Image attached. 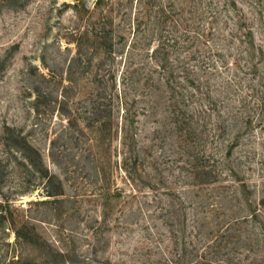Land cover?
I'll return each mask as SVG.
<instances>
[{
  "label": "rangeland",
  "instance_id": "374dc122",
  "mask_svg": "<svg viewBox=\"0 0 264 264\" xmlns=\"http://www.w3.org/2000/svg\"><path fill=\"white\" fill-rule=\"evenodd\" d=\"M96 1L85 0L84 7L93 9ZM107 1L120 33L130 37L129 13L141 12L143 25L153 28L154 14L167 7L173 9L169 24L189 22L190 0H151L150 20L148 9H140L150 0ZM74 2L0 0V264H264V229L250 214L264 196V116L253 113L260 119L246 126L241 117L249 109L237 112L242 92L224 85L227 76L249 77L245 60L251 55L243 42L249 30L254 61L259 48L264 51V0L259 8L254 0H236L227 9L224 0L214 1L221 54L236 53L240 69L216 71L195 87L185 81V91H193L185 117L173 113L167 96L125 84L122 73L118 86L136 114L133 124L118 108L120 98L110 111L111 81L100 85L98 77L84 74L66 91L67 66L77 51L73 32L81 24L94 29L101 10L82 16ZM38 87L47 92L39 106ZM64 92L78 124L59 110ZM100 101L103 114L116 122L101 138L92 124ZM8 126L41 151L45 167L62 181V194L50 196L57 183L7 144ZM126 155L132 157L130 173ZM23 224L34 242L17 236Z\"/></svg>",
  "mask_w": 264,
  "mask_h": 264
},
{
  "label": "trees",
  "instance_id": "16d2710c",
  "mask_svg": "<svg viewBox=\"0 0 264 264\" xmlns=\"http://www.w3.org/2000/svg\"><path fill=\"white\" fill-rule=\"evenodd\" d=\"M85 0H75L73 6L82 14V16L90 17L91 14H96L95 7L101 8L97 14L95 23H97L94 29H90L87 25L76 27L73 32L74 41L76 42L77 51L73 55L67 66V89L71 87H77L79 79L84 77V74H89V78H97L100 85L109 84L112 82V91L110 96V111L112 112L116 98H120L119 107L126 116L128 123L133 124L134 116L136 115L132 111V104L129 103L127 95L120 94L119 89V76H123L124 83L133 86V89H137L144 86V93H151L159 95L160 97L167 96L166 100L169 105L173 106V113L176 116H186V111L183 108L185 102L192 97L193 91H185V81H188L189 86H199L203 81L211 80L212 75H215L216 71L223 73V69H231L230 66L239 67L240 61L236 57V53L230 55L221 54V37L214 33V30L219 29L218 18L215 11V0H190L189 22L184 23L183 19L176 18L175 23L169 24V21L173 17L170 14L173 9H167V7H160L153 16L151 21L154 27L143 25L147 23V18L141 16L138 13L134 17V14H128L132 36H128L126 32L120 33L122 28L119 23H116V17L114 13V6L109 5L111 2L107 0H97L95 7L89 9L84 7ZM255 4H258L259 0H254ZM103 4H106L103 5ZM154 4L152 1H144L140 3V9H148V18L151 19L149 10ZM226 9L229 5L236 7V0H224ZM228 5V6H227ZM215 6V7H214ZM214 7V8H213ZM183 10V8H182ZM85 14H83V13ZM205 18L208 19L207 26ZM169 21V22H168ZM150 23V22H149ZM244 23V22H241ZM245 24V23H244ZM173 25V29L168 27ZM146 26V27H145ZM185 27L187 34L184 39L179 33H183L181 29ZM149 31L148 33H144ZM185 31V32H186ZM166 32V33H164ZM153 33L158 34L159 37H153ZM253 31L249 30L246 33V39L243 42H247V52L251 55V60H245L247 64L246 72L244 75H248L247 80L242 77H237L239 81L227 76L224 80V85L231 88L233 91L242 92L238 111L243 108H248L249 112L243 117L242 113L235 115H242L241 118H245V125L250 126L256 120L253 113L258 112L264 116V69H260L259 64L264 56L263 49L259 48L260 58L255 60L256 45L254 44ZM155 41L154 45L152 43ZM120 45V46H119ZM182 47H186L187 50L182 54ZM126 57V58H125ZM222 60V63H218V59ZM125 68L120 70L119 63L125 61ZM195 60V64L190 65V61ZM89 73H87L88 68ZM228 70V69H227ZM120 71V75H119ZM206 73L205 78L200 76L201 73ZM41 75L46 78V74L41 72ZM180 77V79H179ZM183 80V81H182ZM192 84V85H191ZM64 86V89H65ZM184 88V92L182 91ZM37 92L36 105L39 106V100L47 92L41 88L35 89ZM119 91V92H118ZM46 92V93H45ZM190 96V97H189ZM207 97L211 99L210 89L207 90ZM253 98V99H250ZM250 99V100H249ZM226 101L232 102V97H227ZM237 101V99H235ZM137 102L136 99L133 100ZM253 101V102H250ZM59 102V101H57ZM71 101L68 99L67 94L64 92L63 99L58 103L59 110L69 113L68 118L74 123H77V118L71 116L68 104ZM250 102V103H249ZM104 101H100L95 109L96 116L92 120L93 126L97 125V132L99 137L104 135V131L109 129L116 123L112 115H104ZM178 110H181L178 113ZM244 111V110H241ZM176 112V113H175ZM182 113V114H181ZM178 119V117H176ZM244 120V119H243ZM126 123V124H128ZM7 144L17 150L21 151L24 156L31 162V164L40 170L42 176L48 178L50 182L55 181L57 183V189L49 191L50 196H56L62 194L63 185L61 179L55 174L50 173L48 167H45L41 151L34 146L25 135L16 131V128L11 126L7 127ZM130 140V135L127 132L125 134V144ZM138 155V154H137ZM132 157H124V168L130 173V164ZM137 165L136 162H134ZM253 219L260 221L262 228L264 229V219L260 218L264 216V196L257 202L250 213ZM16 233L19 238H22L29 242H34V233L23 224L16 226Z\"/></svg>",
  "mask_w": 264,
  "mask_h": 264
}]
</instances>
